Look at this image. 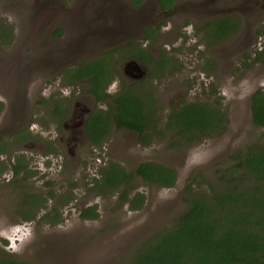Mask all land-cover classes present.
Masks as SVG:
<instances>
[{
  "label": "rangeland",
  "instance_id": "374dc122",
  "mask_svg": "<svg viewBox=\"0 0 264 264\" xmlns=\"http://www.w3.org/2000/svg\"><path fill=\"white\" fill-rule=\"evenodd\" d=\"M113 1L114 6L121 4L124 7L128 0ZM156 2L145 0L146 10L135 11L136 15L130 12L139 19L137 38L138 35L142 37L146 27L159 25L160 35L154 45L157 52L151 53L158 58L161 51H167L168 56L177 60L178 70L152 79L145 75L134 90L141 97L142 92L144 96L148 94L153 100L155 117L160 119L156 126H162V119L165 120L170 109L178 104L217 101L226 113L225 132L219 137L175 150L168 147L167 137L160 141L153 139L150 145L142 146L136 133L114 129L101 147H94L90 141L84 140L82 146L72 149L70 154L65 142H59L57 138L49 142L47 135L59 136L60 140L65 136L62 124L71 126L68 118L75 104L79 105V109L86 110L104 109L105 106L95 104L90 97L89 100L83 98L87 96V83L66 86L60 76L61 70L54 75L48 71L38 76L36 73L35 77L27 80L24 89L21 87L20 93L15 90V97L20 98L25 92L27 104L23 105L26 110L23 107L22 125L31 128L36 138L34 141L44 143L47 149L36 146L12 149L8 145L4 149L11 158L0 155V162L7 165L6 159L12 162L16 157H22L32 172L27 180H22L25 174L12 177L9 167L6 172L0 173V257L11 255L29 264H127L148 238L169 227L173 219L188 209L183 201V189L192 176L197 177L199 182L204 178L213 181L218 177L219 168L228 165L234 152L244 150L255 142H264V128L254 127L250 117L252 93L256 89L264 90V65L242 66L244 56L264 47V36L256 35V31L264 27V8L258 9V14L224 10L206 15L232 16L239 22L234 34L219 45L207 48L202 44L201 31L197 32L204 24V16L192 7L203 0H179L177 11L158 18L157 12L150 14L154 7L156 9ZM107 4L106 0H0V20L10 26L13 35L10 45L0 42V100L10 102L6 93L13 88L11 85L15 78L6 74V65L12 64L14 57L34 63L43 54V49L55 46L63 53L64 44L73 38L80 45L75 47V55L65 57V60L66 66L74 67L82 60H90L119 48L116 40L131 36L133 26L127 23L123 28L115 27L107 13L101 12ZM187 7L195 12L185 10ZM38 9L44 11L43 17L37 16ZM50 12L60 16L54 17V25H45ZM130 13L124 12L123 17L131 18ZM61 14L75 15L71 19L75 26L71 29L66 27L64 37L57 35L60 28L56 24L63 23L59 20ZM104 21L108 22L105 26L102 24ZM29 38L34 42L23 43ZM22 43L25 47L20 51ZM19 53L20 56H17ZM112 59L116 62L113 75L116 78L111 84H115V92L120 85L128 88L131 84L129 76L124 74V67L135 59L116 53L112 54ZM140 68L145 71L141 65ZM59 104H62L63 115L56 114ZM108 162L118 163L126 171H133L142 162L159 163L174 169L177 180L174 187L166 189L149 185L136 177L132 182L133 193L144 194L146 200L141 210L130 211L127 205L119 204L116 193L102 196L89 191L98 168ZM47 182L51 185H46ZM200 188L203 192L207 191L205 185ZM50 190L55 194H71L72 200L62 207L53 203L55 199L51 200L46 207L35 210L33 219L23 220L20 215L24 212L22 207L25 208L21 203L24 196L31 193H42L44 196ZM53 206L58 208L53 218L58 213L62 218L57 225L41 219ZM93 206L97 219L81 220L79 212ZM13 246L18 250L13 251Z\"/></svg>",
  "mask_w": 264,
  "mask_h": 264
},
{
  "label": "trees",
  "instance_id": "16d2710c",
  "mask_svg": "<svg viewBox=\"0 0 264 264\" xmlns=\"http://www.w3.org/2000/svg\"><path fill=\"white\" fill-rule=\"evenodd\" d=\"M143 0H131L134 6ZM177 0H158L164 10H169ZM239 22L234 17H220L209 20L198 29L202 33V44L209 48L219 45L234 34ZM158 26L149 27L143 32L142 40L154 41ZM61 31H57L60 35ZM264 36V27L256 31ZM13 39L10 26L0 20V42L8 45ZM141 44V43H140ZM133 57L153 71L171 74L178 70L177 60L163 50L159 60L149 54L148 49L128 42L119 48L105 52L98 58L82 60L71 68H65L61 77L65 84L75 85L76 80L89 79L86 91L96 102H104L105 111H92L86 118L85 132L91 137L93 146L103 145L111 132L126 129L137 134L138 142L148 146L153 139L168 138V147L178 150L199 144L203 140L221 136L227 128L226 113L217 101L187 102L174 106L167 114L162 126H156L153 110L154 102L148 94L137 95L130 86L113 95L104 92L116 70L112 54ZM245 62V63H244ZM243 65L249 68L255 64L264 65V47L256 48L251 55L243 58ZM132 87V86H131ZM145 98V99H144ZM147 105L149 106L147 108ZM0 101V112L3 109ZM250 117L252 125L264 128V90L256 89L251 95ZM31 138L24 136L14 142L21 143ZM4 148L0 146V153ZM8 165L0 162V173L9 165L13 177L25 172L22 180L32 174L29 165L22 157ZM138 177L145 183L160 188H172L177 180L174 169L155 162H142L133 171H126L118 163L108 162L100 166L92 180L90 191L102 196L118 194L120 205H127L130 211H139L145 205V196L133 193V180ZM205 179V178H204ZM200 180L192 176L183 189V201L188 209L172 220L171 225L155 232L128 259L127 264H264V142H255L244 150L234 152L228 165L219 168L218 177L213 180ZM46 185L50 186L49 182ZM207 186L201 191L200 186ZM72 185H70V190ZM62 207L72 200V195L48 191L31 193L22 199L21 218L29 221L35 217V210L44 208L51 200ZM58 208L52 207L41 219L51 225L62 221L57 216ZM19 214V213H18ZM98 214L95 207H87L79 212L81 220H95ZM6 244L7 242L4 241ZM0 264H29L10 256L0 257Z\"/></svg>",
  "mask_w": 264,
  "mask_h": 264
},
{
  "label": "flooded vegetation",
  "instance_id": "af4514ba",
  "mask_svg": "<svg viewBox=\"0 0 264 264\" xmlns=\"http://www.w3.org/2000/svg\"><path fill=\"white\" fill-rule=\"evenodd\" d=\"M178 1L179 0H177L175 2V4L172 6L171 9L164 10L161 8V6L159 5L158 0H157L156 9L154 7L150 11V14H152L153 12H157L156 15L158 18L159 16H162L163 14L167 15V14L171 13L172 11L173 12L177 11L179 8V7H176V4ZM203 1L204 2H201L199 5L192 6L193 8L197 9V13H199V15L204 16V20H203L204 24L200 28H202L205 25V23L208 22L209 20L214 19V18H220V17H215V16H206V15H210L212 13L222 12L224 10L228 11V12L238 10V11H242V12L244 11L248 14H253V13L258 14V9L264 8L263 0H203ZM106 2H108V4H107L106 8L103 6L104 9H102L101 12L107 13L108 18L110 19V21H112V23H114L115 27L117 26L119 28H123V25H127V23L133 26L134 32L132 31L131 36L127 35V36L120 38V40L123 43H121L120 40H116L118 45L121 47L124 44L130 42L133 45H137V46L142 47L143 49H148L151 57L155 60H159L162 51L160 52V55L157 58V56H155L151 53V51L157 52L156 47H154V45L151 44V42L149 40H142V37H140V35H138V38H137V34H138L137 31L140 28L139 27V21H138L139 19H138V17H136V16L133 17V15H131L132 12L135 13V11L144 9L145 0H143L137 6H134L132 4L131 0H128L126 6H124V7H122L121 4L114 6L115 1H113V0H106ZM193 8L187 7L185 10L195 12V10ZM144 10H146V9H144ZM38 12L39 13H37L38 14L37 16L43 17L44 11L38 9ZM124 12H126V13L131 12L130 13L131 18H128L126 15L124 18L123 17ZM57 15L60 16L56 12L48 13L46 16L45 25H54V23H53V21L55 20L54 17ZM135 15H136V13H135ZM74 17H75L74 14H70L69 16H65V14L63 16L61 14V19H59V20L63 21V23L61 24V22H60V23L56 24L60 28L58 30L61 31L60 37H62V36L64 37L65 34H67L66 33V31H67L66 27H68V29H71L73 26H75L71 22V19H74ZM106 22L107 21H104L102 23L103 26L106 25ZM192 23H193V20H192ZM107 24H108V22H107ZM157 26L159 29H158V33L156 35V38L154 40L155 42L157 41V39L160 35L159 32L161 29L159 25H157ZM145 29H148V28L146 27ZM145 29H143V30H145ZM120 30H122V29H120ZM121 33H122V31H121ZM142 36H143V34H142ZM56 38H58V37H56ZM12 41H13V39H12ZM12 41H11V43H12ZM25 41L30 43V42H34V39L29 38V39L23 40V43ZM40 41L45 42V43H50V44L53 42V41H46V40H40ZM11 43H9V45ZM23 43L20 47V51H22L25 47V46L23 47ZM79 45H80V43L77 40L72 38L70 42L64 44L65 48L62 49L63 53H60L61 49L59 47H55L52 44L53 48L43 49V54L41 56H39V59H37L36 62H34V63H32V61H27L24 59L20 60L17 57H14V58H12V64L6 65V74H8V75L12 74L15 78V81L11 85V87H13V88L11 90L9 89L10 91L8 93H6L7 98H10V102L4 103L3 101L0 100L4 105L2 111L0 112V146L1 147L4 148V146L8 147V145H10L12 147V149H16V148H34L36 146V148L47 149L45 147L44 143L43 144H37L34 141V139H36V138L34 135V131L31 128L29 129V128H26L24 125H22V123L24 122L23 107L25 109V106H23V105H24V103H25V105L27 104V99L25 97V92L23 94L21 93L20 98L15 97V95H16L15 90L19 91V90H21V87H22V89H24L25 86H27V84H26L27 80L35 77L36 73L38 76V75L42 74L43 72L48 71V72H52V75H54L57 70H61L60 71V76H61V73L65 70V68H71L69 65L66 66L67 59L65 60V57H69V58L73 57L75 55V53L77 52L76 48L79 47ZM37 47L42 48L40 45H37ZM16 55L20 56V53L16 54ZM98 57H95V58H98ZM95 58H92V59H95ZM130 58H133V57H130ZM133 59H135V58H133ZM135 60H131V61L135 62ZM136 61L146 71V72L143 71L144 74L149 77V75H148L150 73L149 67L142 64L138 60H136ZM140 65H139V67H140ZM146 69L148 70V74H147ZM124 74H126V76L127 75L129 76L128 79L131 82V84L129 86L132 89V91H134L137 95L140 96L139 92H136L134 90V87L137 86L140 81H142V79L145 75L143 77H140L139 72H136V71L132 70L131 68H125V67H124ZM152 75H154V76L149 77L150 79H152L153 77H156V76H165L167 74H163L160 71V69H157V71L155 69V71H153ZM115 78L116 77H113L112 81L109 84H106V86H104V92L106 94H109L107 92V89L113 83V80ZM88 80L89 79L76 80L75 81V84L85 82L88 85L86 90H85V93L87 94V96H84L83 98L86 100H89V97H90L95 102V104H104L105 108L104 109L95 108L93 110H91V109L86 110L83 108L79 109V107H78L79 105L75 104V106L73 107V110H72V112L68 118V121L72 123L71 126L68 127L66 124H64V123L62 124V126L65 128L64 130L66 131L65 136L61 140H60L59 136L50 137L47 135V138H46L47 141H49V142L53 141V138L54 139L57 138V140L59 142L60 141L65 142V145L68 146V151L70 154H72V152H73L72 149L79 147V145L82 146L84 140H88L91 143V137L86 134L85 129H84L85 123H86V118L90 115V113L92 111H95V110L96 111H105L106 110V105L104 102H96L95 98L91 94L86 92L88 90V87H89V81ZM62 81L65 84L63 79H62ZM65 85L66 86H72V87L74 86L71 84H65ZM122 88H123V85H120V88H118L115 92H113L112 94H109V95H113L115 93L121 92ZM1 89H2V87H0V90ZM19 93H20V91H19ZM23 95H24V97H23ZM142 95H143V92H142ZM60 105H62V104H59L57 106V112H56L57 115H63V112H64V111H62V108ZM148 107L149 106L147 105V108ZM81 120H82V122H81ZM159 120L160 119H157L156 123ZM162 120L164 123L165 120L164 119H162ZM28 135H30L31 138H28L21 143L14 142L16 137L17 138H23L24 136L28 137ZM101 146H99V147H101ZM94 147H97V146H94ZM0 155H6L8 158H11L9 152L8 151L6 152L5 149H4V151H2V153H0ZM5 162H7V159ZM28 168L31 169L30 165ZM2 172H6V169ZM8 172H10L11 176L13 177V172H12L10 166H9ZM20 174H25V172L21 171ZM97 174H98V171H97ZM94 177H96V176H94ZM93 178H92V180H93ZM91 187H92V183H91ZM91 187L89 188V191H90Z\"/></svg>",
  "mask_w": 264,
  "mask_h": 264
},
{
  "label": "water",
  "instance_id": "95a60500",
  "mask_svg": "<svg viewBox=\"0 0 264 264\" xmlns=\"http://www.w3.org/2000/svg\"><path fill=\"white\" fill-rule=\"evenodd\" d=\"M125 68H131L132 70L139 72L140 77H143L145 75L144 72L140 69L139 65L134 61L126 63Z\"/></svg>",
  "mask_w": 264,
  "mask_h": 264
},
{
  "label": "clouds",
  "instance_id": "9594fccd",
  "mask_svg": "<svg viewBox=\"0 0 264 264\" xmlns=\"http://www.w3.org/2000/svg\"><path fill=\"white\" fill-rule=\"evenodd\" d=\"M115 89V84H113V85H111L108 89H107V92L109 93V94H111L112 92H113V90ZM13 251H17L18 249L15 247V246H13V249H12Z\"/></svg>",
  "mask_w": 264,
  "mask_h": 264
}]
</instances>
